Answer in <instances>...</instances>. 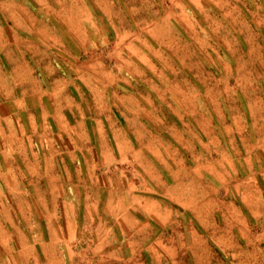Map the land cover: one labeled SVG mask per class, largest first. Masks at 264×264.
Here are the masks:
<instances>
[{
    "label": "rangeland",
    "instance_id": "rangeland-1",
    "mask_svg": "<svg viewBox=\"0 0 264 264\" xmlns=\"http://www.w3.org/2000/svg\"><path fill=\"white\" fill-rule=\"evenodd\" d=\"M0 264H264V0H0Z\"/></svg>",
    "mask_w": 264,
    "mask_h": 264
},
{
    "label": "crops",
    "instance_id": "crops-1",
    "mask_svg": "<svg viewBox=\"0 0 264 264\" xmlns=\"http://www.w3.org/2000/svg\"><path fill=\"white\" fill-rule=\"evenodd\" d=\"M18 82H20V80H18Z\"/></svg>",
    "mask_w": 264,
    "mask_h": 264
}]
</instances>
